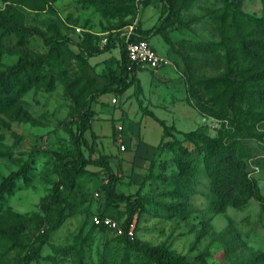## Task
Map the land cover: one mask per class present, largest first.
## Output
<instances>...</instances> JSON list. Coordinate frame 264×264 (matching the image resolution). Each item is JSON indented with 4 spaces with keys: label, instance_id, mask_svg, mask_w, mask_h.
<instances>
[{
    "label": "rangeland",
    "instance_id": "rangeland-1",
    "mask_svg": "<svg viewBox=\"0 0 264 264\" xmlns=\"http://www.w3.org/2000/svg\"><path fill=\"white\" fill-rule=\"evenodd\" d=\"M235 4L178 0L164 35L151 37L155 49L171 60L167 67L176 79L172 88L177 89L173 90L176 101L195 114L197 124L181 120L176 110L157 108L155 114L170 125L175 123L181 132L198 129L214 137L219 135L221 119L234 120L236 110L257 114L259 120L248 122L249 129L234 131V149L246 161L249 177L264 199V79L257 74L264 70V56H247L240 46L241 38L264 37V30L255 21L241 23L237 37L228 25L235 7L253 20L264 18V0H235ZM161 8V0L149 4L147 0H0L2 20L34 31L22 37L0 25V74L23 57L46 56L52 48L55 54L40 75L29 70L0 90V184L18 173L11 191L0 197V264H18L56 220L60 208L52 196L55 185L66 181L62 164L76 158L72 129L85 100L93 112L94 138L87 133L90 157L108 160L120 178L118 192L142 201L134 240L163 247L181 263L264 264V205L252 198L243 207L227 206L216 212L203 157L186 158L189 167L180 176L177 167L180 159L185 160L184 145H177L175 139L183 136L173 131L172 137L164 138L157 120L136 114L135 99L132 105L124 102L131 92L130 97L138 98L140 86L125 95L95 94L106 78L91 69L90 53L78 56L82 46L93 49L94 40L108 34H120L125 42L138 26H159ZM121 50L119 44L103 52L112 54L107 71L121 60ZM144 72L143 80L152 76ZM111 96L117 101L107 108L103 100ZM123 109L125 118L112 119L107 134L101 114L119 115ZM119 134L129 149L122 150ZM142 138L157 144L143 162L135 160L141 156ZM108 181L107 172L85 173L75 177L72 189L60 185L72 206L43 247L41 259L31 264H156L155 258L125 237L92 223L95 215L120 224L128 216L126 204L107 203Z\"/></svg>",
    "mask_w": 264,
    "mask_h": 264
},
{
    "label": "trees",
    "instance_id": "trees-1",
    "mask_svg": "<svg viewBox=\"0 0 264 264\" xmlns=\"http://www.w3.org/2000/svg\"><path fill=\"white\" fill-rule=\"evenodd\" d=\"M151 1L152 0H147V4ZM161 1L162 8L158 19L159 26H154L150 29H143L141 26H138L129 36V40L131 42L141 39L150 40V38L156 34L164 35V26L169 21L170 16L175 13L178 0ZM227 3L229 4V7L231 5L236 6L235 0H227ZM235 8L239 9V7ZM236 9L233 10V14L228 20V25L237 37L241 35V23H252L255 21L258 28L264 30V18L253 20L249 15H243L240 10ZM240 13L242 14V17H240ZM221 18L225 21L226 14L222 15ZM0 25L4 29L18 32L22 37H26L34 32L33 30L20 28L15 23L11 21H4L1 18ZM106 37L108 38V41L102 49L100 48V41L102 38L95 39L94 48L87 50L82 46L81 52L78 56L90 53L89 57H93L103 52L112 50L117 45L121 44L122 58L117 64L118 71L108 70L105 73L99 74L101 77H105L106 79L102 86L95 90V94H122L127 88L138 83L136 74L140 71V69L129 70L126 43L123 42L124 38L120 34L113 37L108 34ZM165 39L169 42V44L171 43L167 36H165ZM240 46L247 56H252L256 59H262L264 56V37L241 38ZM51 51L52 52L46 56L23 57L7 71L2 72L0 74V90L9 88L11 83L17 81L21 75L29 70L33 71L36 75H40L43 72L44 65L55 58L54 48H52ZM91 69L95 70L93 66ZM257 74L264 79V70H259ZM216 79L218 78H213L212 80L214 81ZM148 113L163 127L164 138L172 137L173 131H177L183 136V139H175L177 141V145L179 143L181 146L182 144L184 145L182 146L184 147V152H181V158L184 157L185 160L182 161L180 159L177 167L179 169L180 176H185L187 172L186 168L189 167L186 158H189V160L192 161L193 159L203 157V165L206 175L210 180L211 193L214 198L216 212L224 211L227 206L243 207L252 198L264 205V199L259 192L257 182L249 177L246 161L241 158L234 149L236 139L234 131H246V129H249L250 126H248L247 123L251 120H259V118H257V114L244 109L236 110L234 120L230 121L227 118L221 119L222 125L219 135L214 137L198 129L189 132H181L180 130L175 129V126L167 125L164 120L157 118L152 112ZM92 118V108L90 107L89 101L85 100L79 111L78 120L74 124V129H72L73 143L76 147V158L62 164L66 181H62L55 185L52 196L53 203L60 208L57 218L49 228L45 229L37 237L35 242L32 244L30 251L19 260L18 264H31L32 262L41 259L43 247L48 244L50 236L62 226L72 206L71 202L62 196L59 189L60 185H64L67 189H72L75 185V177L81 176L85 173L96 174L100 172H107L109 181L105 186L106 201L109 205L119 206L121 204H126L129 207L127 218L122 224L118 223L125 230H128L130 226L133 225L135 231L136 222L140 217L143 206L142 201L140 197H130L118 192L120 178L108 160L103 158L93 159L90 157V153L92 152V143L89 142L87 133H91L92 139L94 138V133L92 131ZM165 143L168 144V142ZM188 145H194V147L189 149ZM91 167H95L98 170L92 171L90 169ZM17 177L18 173H12L7 179L2 181L0 184V197L3 196L5 192L11 191L15 185ZM123 237L127 239L128 243L138 246L149 256L155 258L156 264H187L183 262L181 263L178 259L169 255L167 250L163 247H156L146 242H139L126 236Z\"/></svg>",
    "mask_w": 264,
    "mask_h": 264
},
{
    "label": "crops",
    "instance_id": "crops-1",
    "mask_svg": "<svg viewBox=\"0 0 264 264\" xmlns=\"http://www.w3.org/2000/svg\"><path fill=\"white\" fill-rule=\"evenodd\" d=\"M150 42H151V38H150ZM111 56H112V54H110V53H101L97 56L91 57L90 63L95 68V71H97V73L102 74V73H105L107 71L106 70L107 62L111 59L110 58ZM113 70H117V65L115 67H113ZM99 71H101V72H99ZM144 71H149L152 76L151 77L147 76V78H145L143 80L141 76H142V74L145 73ZM136 76L138 79V83L127 88L126 91L121 94V95L127 94L128 90H133L134 87L135 86L138 87V84H139L140 89H141L139 97L138 98L137 97H134V98L130 97L133 94L131 92L130 94H128L126 96V100L124 101L125 103L128 102V103H130L129 105H132L133 99H135L137 106H138V108L136 109V114L141 115V118H143L144 116H151L148 112H152L157 118L164 120L167 125H170V124H168V122L165 119L158 117L155 114V110L157 108L164 109L165 111H169V112H174L176 110V113L178 112V115L180 116L179 118L181 120H183L185 122L192 121V122H194V126H196L197 120L195 119L196 118L195 114H192L188 110L182 108L181 104H179V102H178L179 101L178 99L176 101V96L174 95V91L177 89H175V90L172 89V88H175L176 79L174 77V74L169 70V68L167 66L164 68L158 69V70H150V69L140 70L137 72ZM145 81H146V84L148 86L147 89H145ZM169 89H170V92L168 91ZM106 94H108V93H106ZM110 94H112V93H110ZM167 95H168V97H170L169 100H167V98H166ZM113 99H116V98H112V96H111L110 99L107 98L106 100L105 99L103 100L104 104L107 105V108H109V105L113 102ZM176 102H178V103H176ZM123 110L125 112L124 113L122 112V114L120 112L119 115L115 114V113H110V112H103V114H101L103 119H104L103 122H105V124H106L104 128L107 131V134H110L112 131V124H111L112 119H116V118L123 117V116L125 118L126 110L125 109H123ZM107 111H109V109ZM137 111H138V113H137ZM203 120H205V119H203ZM98 125H101V124H98ZM170 126L177 127L175 125V123L173 125H170ZM97 128L102 133L103 129L101 128V126L98 127L96 125L95 130ZM177 130H180V129L177 127ZM161 139H162V137H161ZM161 139H160V141H161ZM142 140L143 141H140L141 143L138 146V150H140L139 152H141V154H139V155H141V156L135 157V160L137 159V160H140L143 162V159H149L152 156L153 151H154V147L157 144L148 143L145 140V138H142ZM124 145H125V150L127 148L129 149L130 145H127V144H124ZM142 157H145V158H142ZM144 163H146V162H144ZM137 166H138V168L144 167L141 164H138Z\"/></svg>",
    "mask_w": 264,
    "mask_h": 264
},
{
    "label": "built area",
    "instance_id": "built-area-1",
    "mask_svg": "<svg viewBox=\"0 0 264 264\" xmlns=\"http://www.w3.org/2000/svg\"><path fill=\"white\" fill-rule=\"evenodd\" d=\"M80 32V29H77ZM132 30L127 34L126 38V51L129 60V70L132 69H150L158 70L171 64V60L168 57L161 55L150 42V40L141 39L135 42L129 40V36ZM108 38L105 36L100 41V48L102 49L107 44ZM116 99H113L115 102ZM119 134V142L122 150H125V145ZM92 223L96 226H103L116 232L119 236H126L130 239H134V227L130 226L128 230H125L117 221L110 217H102L95 215L92 218Z\"/></svg>",
    "mask_w": 264,
    "mask_h": 264
}]
</instances>
